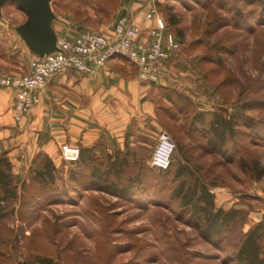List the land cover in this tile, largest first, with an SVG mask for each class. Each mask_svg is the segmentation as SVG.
<instances>
[{
  "label": "rangeland",
  "instance_id": "374dc122",
  "mask_svg": "<svg viewBox=\"0 0 264 264\" xmlns=\"http://www.w3.org/2000/svg\"><path fill=\"white\" fill-rule=\"evenodd\" d=\"M150 3L179 49L159 64L157 80L142 79L138 68L124 60L141 80L156 86L152 92L156 124L132 130L134 139L124 149L131 161L126 177L135 181L131 195L123 197L95 185L89 170L80 171L66 157L57 167L55 184L41 186L35 174L45 156L50 157L44 151L27 165L16 164L20 199L12 214L0 218V264H235L231 249L236 235L228 233L221 243L205 241L172 195L177 164L179 160L186 164V159L176 152L171 170L161 173L151 158L161 130L172 137L173 130L179 131L188 154L193 155V168L215 185L211 187L215 195L227 196L224 190L228 189L239 200L232 206L242 203L250 212L264 208L256 190V186L264 188V176L257 179L259 169H254L256 161L264 166L262 129L257 133L239 125L237 137L229 136L225 153L220 154L210 148L205 126L197 123V130L190 126L193 115L202 112L226 117L244 112L257 120L264 118V0H52L53 26L59 38L68 40L84 32L110 34L122 16H134L146 28L152 25L145 21ZM1 16L12 32L26 20L15 3L6 4ZM172 19L178 23L172 24ZM31 62L24 63L22 48L13 38L8 49L0 44L4 76L28 73ZM173 91L192 104L173 105L165 99L168 93L177 99ZM39 104L19 120L14 103L16 121L33 118ZM245 104L251 108L242 111ZM40 137L49 141V130L42 129ZM98 148L105 158L118 145ZM247 225L253 224L248 220L245 231Z\"/></svg>",
  "mask_w": 264,
  "mask_h": 264
},
{
  "label": "crops",
  "instance_id": "0c3cea01",
  "mask_svg": "<svg viewBox=\"0 0 264 264\" xmlns=\"http://www.w3.org/2000/svg\"><path fill=\"white\" fill-rule=\"evenodd\" d=\"M12 38L29 65L35 54L0 15V44L8 49ZM124 60L114 59L93 75L68 70L50 78L40 92L41 103L34 109L33 118L21 122L14 116L13 92L0 83V147L9 152L14 166L31 163L41 151L49 154L58 168L65 157L76 163L81 147H95L98 152L99 146L115 144L124 151L134 139L132 130L156 124L157 106L152 97L156 86L141 80ZM3 76L0 72V79ZM44 128L49 130V141L40 137ZM256 190L264 199V188L256 186ZM224 191L229 195L217 194L218 206L230 208L239 202L228 189ZM237 206L247 208L242 203ZM249 220L251 225L264 220V208L251 211Z\"/></svg>",
  "mask_w": 264,
  "mask_h": 264
},
{
  "label": "trees",
  "instance_id": "16d2710c",
  "mask_svg": "<svg viewBox=\"0 0 264 264\" xmlns=\"http://www.w3.org/2000/svg\"><path fill=\"white\" fill-rule=\"evenodd\" d=\"M177 23V20L172 19V24ZM173 92H175L177 99H173L169 93L165 95V99L173 105L176 106L180 103V105L186 107L192 104L188 97L176 91ZM249 107L251 108L249 104H245L242 106V111L249 110ZM179 111L183 112L184 109L180 108ZM241 114H232L226 117L224 113L220 112L195 113L190 121V126H192L191 129L193 128L192 130H197V123L205 126L210 132L208 138L210 148L214 152L224 154L223 147L227 144L229 136L232 138L237 137L239 133L237 127L239 125L255 130L257 133L259 129H262L263 133L261 134L264 135V118L257 120L244 114V112ZM173 131L174 136L171 137L176 144V149L171 165L167 170L157 169L161 173L169 172L176 152L186 159V164L179 160L172 178L177 182L176 186L172 188V195L178 199L179 207L191 217L193 227L207 242L216 241L221 243L225 241L228 233L236 235L237 242L231 249L232 261L235 264H264V220L254 223L245 231L244 228L250 215L249 208L238 207L237 205L230 208L218 206L216 195L211 190V187L215 185L210 184L207 178L199 172L200 170L193 168V155L188 154L179 131ZM191 143H196L193 137H191ZM130 162L128 150L121 151L117 149L114 153L108 152L103 158V155L95 151V147H81L79 159L75 164L80 171L89 170V176L95 185L127 197L131 195L134 187L133 183L135 182L132 176L126 177ZM255 167L259 169L255 177L257 179L262 178L264 176V166L261 167L259 162L256 161L254 169H256ZM254 169L252 170L254 171ZM35 179L43 187L55 184L57 167L49 156H45L43 165L37 169ZM122 179L126 180L125 184L119 183ZM19 199L20 192L14 175V164L8 152L0 147V218H6L12 214Z\"/></svg>",
  "mask_w": 264,
  "mask_h": 264
},
{
  "label": "built area",
  "instance_id": "2783aa9c",
  "mask_svg": "<svg viewBox=\"0 0 264 264\" xmlns=\"http://www.w3.org/2000/svg\"><path fill=\"white\" fill-rule=\"evenodd\" d=\"M150 22L144 28L134 16H122L110 34L84 32L73 40L58 37V49L32 60L30 71L23 75L4 76L1 84L15 94V116L22 119L32 113L41 101L40 91L50 78L68 70L93 75L114 59L129 60L144 80H157L158 66L169 60L179 49L173 34H167V25L153 3L145 14ZM147 29V32H145ZM176 149L170 133L161 130L155 146L152 166L167 170Z\"/></svg>",
  "mask_w": 264,
  "mask_h": 264
},
{
  "label": "water",
  "instance_id": "95a60500",
  "mask_svg": "<svg viewBox=\"0 0 264 264\" xmlns=\"http://www.w3.org/2000/svg\"><path fill=\"white\" fill-rule=\"evenodd\" d=\"M52 0H0V15L3 7L8 3H15L26 15V20L16 30L37 56L53 53L58 49V35L54 29L56 14ZM19 264H27L19 262Z\"/></svg>",
  "mask_w": 264,
  "mask_h": 264
}]
</instances>
